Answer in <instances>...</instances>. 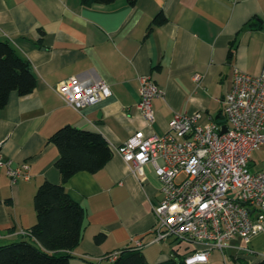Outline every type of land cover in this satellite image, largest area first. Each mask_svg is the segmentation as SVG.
<instances>
[{"label":"crops","instance_id":"0c3cea01","mask_svg":"<svg viewBox=\"0 0 264 264\" xmlns=\"http://www.w3.org/2000/svg\"><path fill=\"white\" fill-rule=\"evenodd\" d=\"M161 13L166 22L155 24ZM0 42L10 43L37 76L35 91L11 94L0 114L3 159L13 168L28 163L32 176L13 184L6 169L0 171V246L28 239L39 186L62 183L55 166L59 151L49 139L72 126L101 134L114 154L99 172H80L65 184L86 212L71 264L98 262L137 241L149 262L169 260L173 249L153 243L154 208L163 199L154 168L146 166L140 180L116 148L140 131L165 135L176 114H200L201 126L211 119L226 125L224 101L234 70L252 76L264 71V0H139L135 6L117 0L91 7L81 0H0ZM72 77L105 80L112 96L75 111L55 91ZM141 78L164 91L153 101V124L137 108ZM232 245L246 247L241 240ZM250 248L251 254L230 249L235 264L264 258V234Z\"/></svg>","mask_w":264,"mask_h":264},{"label":"built area","instance_id":"2783aa9c","mask_svg":"<svg viewBox=\"0 0 264 264\" xmlns=\"http://www.w3.org/2000/svg\"><path fill=\"white\" fill-rule=\"evenodd\" d=\"M194 79L198 82L201 76ZM55 91L78 112L112 96L107 81L77 77ZM139 97L138 110L153 124V101L163 98L164 91L150 78H141ZM224 102L226 125L211 119L201 126L200 114H176L165 135L140 131L116 148L140 180L146 166L154 168L163 199L154 208L153 243L178 244L173 250L187 253L185 264H208L216 250L225 263L227 250L251 254L252 239L264 234V168L252 170L253 154L264 146V71L252 76L235 69ZM3 168L13 184L32 178L28 163L13 168L3 159L0 144V171ZM235 240L246 247L232 245ZM135 247L141 249L143 243L137 241ZM111 256L114 261L118 253Z\"/></svg>","mask_w":264,"mask_h":264},{"label":"trees","instance_id":"16d2710c","mask_svg":"<svg viewBox=\"0 0 264 264\" xmlns=\"http://www.w3.org/2000/svg\"><path fill=\"white\" fill-rule=\"evenodd\" d=\"M81 1L83 5L91 7L95 4L110 5L117 0ZM126 1L135 6L139 0ZM165 22L163 13L154 20L158 25ZM36 87L37 77L30 62L10 43L0 42V114L11 94L27 97ZM49 142L59 151L55 166L61 174L62 183L45 181L39 186L35 195L37 221L25 235L28 239L0 246V264H71L74 258L72 252L81 244L86 212L71 199L65 184L80 172H99L114 153L101 134L72 126L59 129ZM102 239V236L96 238L97 242ZM186 254L173 250L169 260L156 264H185ZM111 255L86 264H154L136 247L121 250L114 261ZM255 264H264V258Z\"/></svg>","mask_w":264,"mask_h":264},{"label":"rangeland","instance_id":"374dc122","mask_svg":"<svg viewBox=\"0 0 264 264\" xmlns=\"http://www.w3.org/2000/svg\"><path fill=\"white\" fill-rule=\"evenodd\" d=\"M253 161L254 162H252V166H253L252 170L257 171L259 169L264 168V147L254 152ZM159 246H161L165 252L170 253L171 249H174L179 245L172 243L171 241H168L163 245H159ZM233 254L234 253L231 250L225 251V255L227 258V262L225 263L223 260V254L220 251L216 250L212 254V264H235V261L232 258Z\"/></svg>","mask_w":264,"mask_h":264},{"label":"water","instance_id":"95a60500","mask_svg":"<svg viewBox=\"0 0 264 264\" xmlns=\"http://www.w3.org/2000/svg\"><path fill=\"white\" fill-rule=\"evenodd\" d=\"M35 77H37L36 74H35ZM225 132H226V128L223 129V133H225Z\"/></svg>","mask_w":264,"mask_h":264}]
</instances>
